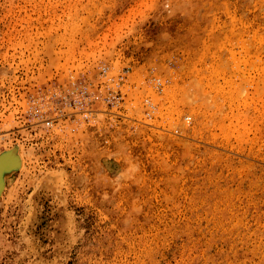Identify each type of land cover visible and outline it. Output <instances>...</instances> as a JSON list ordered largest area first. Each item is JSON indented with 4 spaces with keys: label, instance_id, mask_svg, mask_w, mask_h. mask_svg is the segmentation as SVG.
Returning a JSON list of instances; mask_svg holds the SVG:
<instances>
[{
    "label": "rangeland",
    "instance_id": "374dc122",
    "mask_svg": "<svg viewBox=\"0 0 264 264\" xmlns=\"http://www.w3.org/2000/svg\"><path fill=\"white\" fill-rule=\"evenodd\" d=\"M0 264H264V0H0Z\"/></svg>",
    "mask_w": 264,
    "mask_h": 264
}]
</instances>
